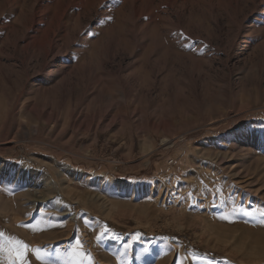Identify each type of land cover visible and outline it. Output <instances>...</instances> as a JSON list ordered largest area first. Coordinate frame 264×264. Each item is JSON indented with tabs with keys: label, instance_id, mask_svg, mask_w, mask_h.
I'll use <instances>...</instances> for the list:
<instances>
[{
	"label": "rangeland",
	"instance_id": "1",
	"mask_svg": "<svg viewBox=\"0 0 264 264\" xmlns=\"http://www.w3.org/2000/svg\"><path fill=\"white\" fill-rule=\"evenodd\" d=\"M254 129L264 0H0V264H264Z\"/></svg>",
	"mask_w": 264,
	"mask_h": 264
},
{
	"label": "snow or ice",
	"instance_id": "2",
	"mask_svg": "<svg viewBox=\"0 0 264 264\" xmlns=\"http://www.w3.org/2000/svg\"><path fill=\"white\" fill-rule=\"evenodd\" d=\"M254 132H257L259 133V135H264V129H259V130H253ZM3 233H0V237H3ZM9 242L12 243L13 247L8 249L9 253L11 255L14 256L15 260H19L21 262H24L25 261V253L26 251L28 250V246L23 244L22 241H18V240H13L12 238H9ZM77 246L80 245V241L77 240ZM19 246V247H17ZM0 250H2V245H0ZM36 253H37V258L40 259L41 256L39 255L40 253V250L39 249H36L35 250Z\"/></svg>",
	"mask_w": 264,
	"mask_h": 264
},
{
	"label": "bare ground",
	"instance_id": "3",
	"mask_svg": "<svg viewBox=\"0 0 264 264\" xmlns=\"http://www.w3.org/2000/svg\"><path fill=\"white\" fill-rule=\"evenodd\" d=\"M144 152H147V147L144 148ZM125 184H126V183H122V182H120L119 185H118V187H117V189L120 190V191L125 190V187H124ZM123 188H124V189H123ZM133 193H134V192H133ZM37 201H38V200H37ZM41 202H42V200H41Z\"/></svg>",
	"mask_w": 264,
	"mask_h": 264
},
{
	"label": "crops",
	"instance_id": "4",
	"mask_svg": "<svg viewBox=\"0 0 264 264\" xmlns=\"http://www.w3.org/2000/svg\"><path fill=\"white\" fill-rule=\"evenodd\" d=\"M146 145H148V147L150 146V147L152 148V145H151V144H148V143H147ZM144 147H146V146H144Z\"/></svg>",
	"mask_w": 264,
	"mask_h": 264
}]
</instances>
